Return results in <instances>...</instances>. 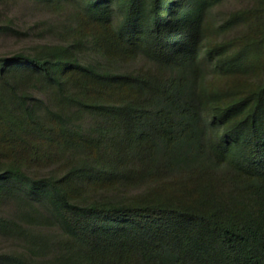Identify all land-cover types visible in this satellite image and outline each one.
I'll return each instance as SVG.
<instances>
[{"label":"trees","instance_id":"trees-1","mask_svg":"<svg viewBox=\"0 0 264 264\" xmlns=\"http://www.w3.org/2000/svg\"><path fill=\"white\" fill-rule=\"evenodd\" d=\"M18 1L0 264H264V0Z\"/></svg>","mask_w":264,"mask_h":264},{"label":"rangeland","instance_id":"rangeland-1","mask_svg":"<svg viewBox=\"0 0 264 264\" xmlns=\"http://www.w3.org/2000/svg\"><path fill=\"white\" fill-rule=\"evenodd\" d=\"M249 0H223L219 5L214 10L213 16L216 18L217 21H221L222 19H226L232 12L243 8L249 4ZM17 6V7H16ZM0 7H5L7 11H12L13 13L15 9H20L21 4H19L18 0H1L0 1ZM16 7V8H15ZM30 9V8H29ZM27 10L24 8V18L22 17V22L21 23H27V24H34L38 19H52L51 13H44L42 14L39 10L32 12L31 10ZM23 10V11H24ZM31 11V12H29ZM47 16H46V15ZM46 17H45V16ZM50 19V20H51ZM38 22V21H37ZM49 35H52V32L49 33ZM20 42L16 38H11L9 36H0V50L10 47V46H15L18 45Z\"/></svg>","mask_w":264,"mask_h":264}]
</instances>
